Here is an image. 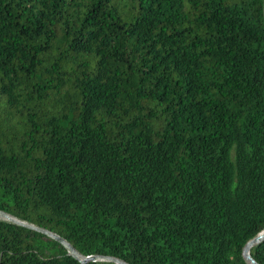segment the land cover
<instances>
[{
    "label": "trees",
    "instance_id": "obj_1",
    "mask_svg": "<svg viewBox=\"0 0 264 264\" xmlns=\"http://www.w3.org/2000/svg\"><path fill=\"white\" fill-rule=\"evenodd\" d=\"M0 211L78 253L0 219V264H250L264 0H0Z\"/></svg>",
    "mask_w": 264,
    "mask_h": 264
},
{
    "label": "water",
    "instance_id": "obj_2",
    "mask_svg": "<svg viewBox=\"0 0 264 264\" xmlns=\"http://www.w3.org/2000/svg\"><path fill=\"white\" fill-rule=\"evenodd\" d=\"M0 219H5L7 221H9L12 224H15L19 227H23L35 232H39L42 233L52 239H54L55 241H57L60 245H62L68 252V254L74 258H78V253L77 251L73 248V246L63 237L59 236L58 234L41 228L39 226H36L34 224L19 220L17 218H14L10 215H8L7 213H5L4 211H0ZM264 239V229L259 232L254 238L250 239L244 246L243 248V256L244 258L250 263V264H257L255 262V260L251 257L250 255V249L252 247L253 244H258L260 243L262 240ZM97 258H101L103 260H107V261H111L114 262L116 264H128L125 261L115 258V257H100V256H86L85 258H79V261L81 262H86L87 260H95Z\"/></svg>",
    "mask_w": 264,
    "mask_h": 264
}]
</instances>
